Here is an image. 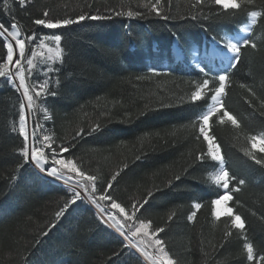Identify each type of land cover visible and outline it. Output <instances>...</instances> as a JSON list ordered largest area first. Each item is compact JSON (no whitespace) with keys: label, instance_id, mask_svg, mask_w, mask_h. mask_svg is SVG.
Returning <instances> with one entry per match:
<instances>
[{"label":"trees","instance_id":"trees-1","mask_svg":"<svg viewBox=\"0 0 264 264\" xmlns=\"http://www.w3.org/2000/svg\"><path fill=\"white\" fill-rule=\"evenodd\" d=\"M146 3L32 0L21 8L19 0H8L6 8L0 0V23L6 27L15 21L22 35L35 31L38 37L62 36V62L44 64L35 58L36 67L26 81L35 85L51 77L50 91L56 93L36 99L31 129H37L40 139L54 136L57 151L60 145L68 146L70 152L63 153V158L74 159L86 174L98 176L100 191L119 171L110 194L122 206L143 202L152 191L154 197L137 216L165 228L159 238L178 264H264V163L257 164L245 155L248 150L264 161V152L260 147L253 149L249 142L250 137L264 134V18L248 38L256 47L242 48L240 63L231 70L223 97L224 109L237 119L239 127L226 118L220 123L221 111L210 119L209 129L225 167L235 177L230 187L241 189L233 193L229 206L245 222L243 233L231 228V217L222 215L216 220L211 214V201L221 195V188L207 174L219 165L209 158L193 162L197 153L207 152L208 144L202 136L197 139L199 124H192L205 111L211 93L195 103L188 100L195 90L193 81L202 82L203 76L182 72L183 65L175 62L172 52L176 45L189 61L192 49L201 50L213 35L219 39L238 31L248 21L247 11L260 10L264 0L246 5V11L229 10L228 15L219 16L215 5L193 7L195 0H162L166 20L149 12ZM109 9L113 10L111 19L85 20L65 29H44L32 23L45 10L52 18H75L82 14L108 16ZM129 9L144 16L114 15ZM3 43L0 38V55H6ZM26 54L31 55V47ZM49 66L56 71L46 75ZM149 68L156 69V74ZM214 86L218 83L210 85ZM20 103L8 79L0 77V264H144L83 201L70 205L57 219L55 213L64 208L72 193L24 165ZM97 124L99 131L92 132ZM81 128L84 134L77 137ZM49 157L52 166L50 150ZM239 180L245 184L238 185ZM194 202L202 208L193 209ZM193 211L196 216L189 221ZM52 224L55 227L48 231ZM229 230L232 235L225 238ZM45 231L48 234L42 235ZM245 235L254 246L252 262L243 251ZM146 250L155 252L154 248Z\"/></svg>","mask_w":264,"mask_h":264},{"label":"snow or ice","instance_id":"snow-or-ice-1","mask_svg":"<svg viewBox=\"0 0 264 264\" xmlns=\"http://www.w3.org/2000/svg\"><path fill=\"white\" fill-rule=\"evenodd\" d=\"M32 0H19L21 8L27 6ZM256 0H195L193 7L198 5H204L207 3L209 6H218L215 15H228L229 10L233 12L246 11V5H255ZM5 7L8 6V0H4ZM144 7L148 8L149 12H154L157 17L161 19H169L164 15L162 0H147ZM110 15L104 16L100 14H82L75 18H52L48 10H45L42 14V18H37L32 21L36 26H40L44 29H65L74 24H80L85 20L99 21L104 19H111V13L113 10L109 9ZM115 16H127L128 18L143 17L144 13L129 9L128 11L114 12ZM248 24L239 29L240 33H251L252 28L258 23V20L264 18V4H261L260 10L247 11ZM196 19L195 16L192 17ZM204 19H209V16L205 15ZM0 38H3V49H6V55H0V77L9 79L13 84L15 80H19L18 90L23 89V100L20 103V116H19V135L24 138V146L20 149V154L23 157L24 165H34V168L38 170L39 174H43L45 177H51L55 180L62 181L68 186L69 192L72 193L71 198L65 203L64 208L55 213L57 219H59L68 207L75 204L79 200L87 199L91 204L95 205L97 209V216L100 223L107 228L113 229L119 236L123 237L127 243L124 247L136 248L147 260L151 261V264H178V262L172 258L169 252L166 250L165 242L159 238V234L165 231L164 227H154L153 222L149 219H141L137 216L149 200L154 197V193L149 191L147 196L143 199V202L133 201L130 208L122 206L116 199L110 194V189L116 182L120 172L117 171L112 174L111 178L107 181V186L100 191L96 184L100 179L96 175H89L82 171L74 159L63 158V153L70 152V148L65 145L59 146V151L53 147L54 136L43 135L42 139L37 136V129L34 128L31 133V145L29 143V132L27 131V122L25 109L31 112L34 108L36 99L42 94L55 96V92L50 91V85L52 79L49 77L42 83L37 81L35 85H29L26 81L29 79V74L36 67V59L40 58V62L48 64L49 62H57L63 59L64 49L61 46L62 36L60 34L52 33L48 35L37 36L33 31L30 36L22 35L21 26L13 21L11 27H6L5 24L0 23ZM38 41L37 43H34ZM211 41L214 47L219 49L226 56L228 63L222 69V71L212 77L208 76V72L205 71V67H199V72L203 74L202 82L200 80L193 81L195 90L188 96L190 102H197L205 99L208 93L210 96V106L200 116L192 122L193 127L199 124L197 139L201 136L203 140L208 144L207 152H199L194 158L195 162L203 163L206 158L211 161L217 162L218 168H215L213 172L207 174L208 179L212 184L218 188H222L223 194L211 201V214L216 220H220L222 215L231 217V228L240 230V232L246 231L245 222L239 214H236L234 209L229 206V202L233 201V193L240 191L239 186L230 187L235 177L231 176L227 168L225 167L224 157L218 144L215 143V137L210 134V119L213 116H218L222 111L223 115H219V122L224 123L225 118L232 123V125L239 127L237 119L224 109L223 97L226 94V88L230 83V70L235 69L240 63L241 50L244 47L251 46L256 47V44L247 38V35L241 36L239 39L230 37L228 35L221 36L219 39L213 35ZM14 42V43H13ZM31 47V55L26 54V49ZM18 49V58L16 57V50ZM44 50L47 51V55H44ZM27 65V67H25ZM56 71L55 68L49 66L46 69L47 73ZM153 74L155 70H151ZM211 71V69H209ZM218 82V86L210 87ZM59 83V81H57ZM243 86V85H242ZM33 92L35 95H33ZM26 101L27 103H25ZM47 112V109H45ZM50 118V117H48ZM42 127V126H41ZM100 125H93L92 132L99 131ZM84 129L81 128L76 132V136L79 137L84 134ZM249 142L253 149L260 145L259 151L264 152V134L260 136L250 137ZM49 150L51 152V164L52 167H48L49 163ZM245 155L250 156L255 163L262 164L264 161L256 159V157L245 150ZM61 157V158H58ZM139 159V157H137ZM127 167V165H125ZM66 170V171H64ZM75 173L80 179L75 181V184L70 183L73 177L69 175ZM177 180L180 177H176ZM84 181V182H82ZM171 184V181H169ZM244 180H239L238 185H244ZM82 189L84 195L82 196ZM223 206V211H221ZM192 208L200 210L202 204L194 202ZM118 213V215H117ZM173 215H169L168 220L173 218ZM196 216V211H193L188 215V220L192 221ZM123 218V220L120 219ZM131 222V223H128ZM55 224H52L48 231ZM134 229V230H133ZM48 231L42 233L47 235ZM141 236V243H146L150 247L155 249L154 254L149 255L139 244L134 243L132 238ZM225 238L232 235V232L226 231ZM147 237V240L143 238ZM245 242L243 243V251L247 255V261L252 262L254 260V246L248 241L247 236H244ZM115 255H119L116 253Z\"/></svg>","mask_w":264,"mask_h":264},{"label":"rangeland","instance_id":"rangeland-1","mask_svg":"<svg viewBox=\"0 0 264 264\" xmlns=\"http://www.w3.org/2000/svg\"><path fill=\"white\" fill-rule=\"evenodd\" d=\"M244 35H247V34H243V33H240L239 34V37H238V39L241 37V36H244ZM14 43V42H13ZM207 56L209 57V58H212V59H217L222 65V67H225L226 65H227V63H228V60H227V58H226V56L224 55V53L219 49V47H214V46H212V47H210V49L207 51ZM16 57L18 58V49L16 50ZM178 59L179 60H181L182 59V57L179 55L178 56ZM195 62V61H194ZM195 64V63H194ZM8 81L10 82V84L12 85V87L17 91V94L19 95V97H20V99H21V101L24 99L23 98V95H22V93H23V89H19L18 90V84H19V80L18 79H16L15 80V84H13L9 79H8ZM25 103H27L26 101H24ZM209 106H210V103H209ZM208 106V107H209ZM208 107H207V109H208ZM206 109V110H207ZM25 114H26V122H27V131L29 132V143H30V145H31V133H32V129H31V117H32V112H29L27 109H25ZM23 138V137H22ZM23 140H24V138H23ZM260 147V145H257V148H259ZM37 173H38V170H36L35 168H34V165H31V164H29ZM48 167H52L51 165H47ZM64 171H66V170H64ZM39 174V173H38ZM69 175H71L72 177H73V180L72 181H70V183H72V184H75V181L76 180H78V179H80L79 177H74V175L72 174V173H70ZM39 176H41L43 179H45V180H47V181H50L51 183H56V185H58V186H61V187H64V188H66V189H68V186L67 185H65L62 181H58V180H55V179H53V178H51V177H45L44 175H42V174H39ZM55 180V181H54ZM82 182H84V181H82ZM67 186V187H66ZM69 190V189H68ZM77 190H79V191H81V193L84 195V192H83V190L82 189H77ZM221 190H222V194H223V189L221 188ZM85 204H87L88 205V207H90L95 213H96V215H97V209H96V207H95V205H93V204H91L89 201H87V199L85 198V199H83L82 200ZM93 205V206H92ZM93 207V208H92ZM96 210V211H95ZM221 211H223V206H221ZM117 215H118V213H117ZM98 217V216H97ZM120 219L121 220H123V218L122 217H120ZM112 233H114L112 230H110ZM115 234V233H114ZM116 236H118L117 234H115ZM119 237V236H118ZM120 238V237H119ZM123 242H124V245L127 243L126 241H124V239H122V238H120ZM133 239V242L134 243H137V244H139L140 245V247L141 248H143L144 249V251H146L147 252V248H149V249H151V248H153V247H150L148 244H146V243H141V239H142V237L141 236H137V237H135V238H132ZM144 240H147L148 238L147 237H144L143 238ZM147 247V248H146ZM128 249L132 252V253H134V254H136L134 251H133V249H131L130 247H128ZM149 255H152V254H154V253H151V252H147ZM136 256L142 261V259H141V257L140 256H138V254H136ZM149 261V263H151V261L150 260H148ZM144 264H146L144 261H142Z\"/></svg>","mask_w":264,"mask_h":264},{"label":"bare ground","instance_id":"bare-ground-1","mask_svg":"<svg viewBox=\"0 0 264 264\" xmlns=\"http://www.w3.org/2000/svg\"><path fill=\"white\" fill-rule=\"evenodd\" d=\"M254 32V31H253ZM250 36V35H249ZM253 37V36H252ZM19 85V84H18ZM43 175V174H42ZM55 181V180H54ZM67 187V186H66ZM82 194V193H81ZM82 196H83V194H82ZM82 201V200H81ZM93 206V205H92ZM93 208V207H92ZM96 211V210H95ZM97 212V211H96ZM96 214V213H95ZM109 230H112L115 234H117L118 236H119V234L118 233H116L113 229H110V228H108ZM120 238H122L123 239V237H121V236H119ZM131 249H133V251L136 253V254H138V256H140L141 257V259H142V261H144L146 264H151V263H149V261L147 260V259H145V257L139 252V251H137V249L136 248H131ZM135 254V255H136Z\"/></svg>","mask_w":264,"mask_h":264}]
</instances>
